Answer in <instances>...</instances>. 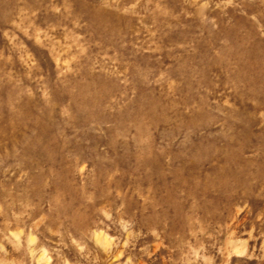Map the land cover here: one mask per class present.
Instances as JSON below:
<instances>
[{
	"label": "rangeland",
	"instance_id": "rangeland-1",
	"mask_svg": "<svg viewBox=\"0 0 264 264\" xmlns=\"http://www.w3.org/2000/svg\"><path fill=\"white\" fill-rule=\"evenodd\" d=\"M0 264H264V0H0Z\"/></svg>",
	"mask_w": 264,
	"mask_h": 264
}]
</instances>
